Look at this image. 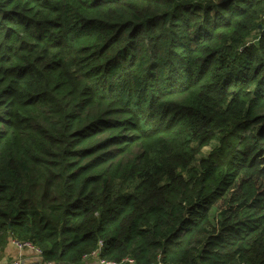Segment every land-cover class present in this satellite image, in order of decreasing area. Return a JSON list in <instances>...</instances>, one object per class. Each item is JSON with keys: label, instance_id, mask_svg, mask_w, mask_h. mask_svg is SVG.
Wrapping results in <instances>:
<instances>
[{"label": "trees", "instance_id": "1", "mask_svg": "<svg viewBox=\"0 0 264 264\" xmlns=\"http://www.w3.org/2000/svg\"><path fill=\"white\" fill-rule=\"evenodd\" d=\"M263 14L0 0V257L264 264Z\"/></svg>", "mask_w": 264, "mask_h": 264}, {"label": "built area", "instance_id": "2", "mask_svg": "<svg viewBox=\"0 0 264 264\" xmlns=\"http://www.w3.org/2000/svg\"><path fill=\"white\" fill-rule=\"evenodd\" d=\"M263 21H264V14L262 17ZM10 245H12L14 248H17L19 250V253H23L24 251H29L32 255H31V259L29 261H27V259H25L23 256H19L15 259H12L10 261L8 260H4V261H0V264H31L33 262H41L43 260H41V250L38 247L33 246L30 242H21V241H17V240H11L10 241ZM92 257H96L95 253L93 254ZM129 263H134V260H129ZM101 263H108V262H101ZM46 264H53L50 262H47ZM58 264V263H56ZM109 264V263H108ZM156 264H161V263H156Z\"/></svg>", "mask_w": 264, "mask_h": 264}, {"label": "crops", "instance_id": "3", "mask_svg": "<svg viewBox=\"0 0 264 264\" xmlns=\"http://www.w3.org/2000/svg\"><path fill=\"white\" fill-rule=\"evenodd\" d=\"M6 253L10 254L11 257H13L14 259L19 257L20 255L23 256L25 259H27L28 261L31 259V253L29 251H24L22 254L19 253V250L17 248H14L12 245H8V247L6 248ZM6 259V257L3 258V260ZM31 262V261H29Z\"/></svg>", "mask_w": 264, "mask_h": 264}, {"label": "rangeland", "instance_id": "4", "mask_svg": "<svg viewBox=\"0 0 264 264\" xmlns=\"http://www.w3.org/2000/svg\"><path fill=\"white\" fill-rule=\"evenodd\" d=\"M209 150H210V146H209V147H206L204 151H205V152H206V151L208 152ZM4 257H6V260H8V261L14 259L13 257H11L10 254H8V253H4V254L2 255V257H0V261H1ZM27 261H28V260H27Z\"/></svg>", "mask_w": 264, "mask_h": 264}]
</instances>
